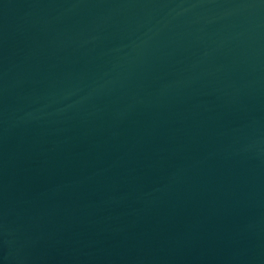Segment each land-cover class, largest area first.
<instances>
[{
	"label": "water",
	"instance_id": "water-1",
	"mask_svg": "<svg viewBox=\"0 0 264 264\" xmlns=\"http://www.w3.org/2000/svg\"><path fill=\"white\" fill-rule=\"evenodd\" d=\"M0 264H264V0H0Z\"/></svg>",
	"mask_w": 264,
	"mask_h": 264
}]
</instances>
